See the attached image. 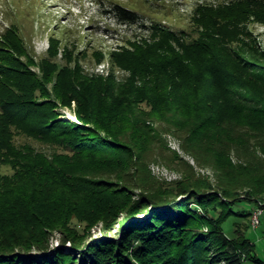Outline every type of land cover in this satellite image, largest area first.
<instances>
[{
  "label": "trees",
  "instance_id": "16d2710c",
  "mask_svg": "<svg viewBox=\"0 0 264 264\" xmlns=\"http://www.w3.org/2000/svg\"><path fill=\"white\" fill-rule=\"evenodd\" d=\"M114 9L123 23H141L137 12L119 4ZM189 10L185 17L196 36L182 24L172 28L170 20L165 22L167 18L157 19L149 26L141 23L152 32L151 39L140 36L130 46L113 53L114 65L130 72L129 78L114 83L113 91L106 83L113 81V77L82 74L78 65H67L68 56L67 66L52 62L57 54L53 44L40 77L31 68L36 62L22 37L10 33L0 39V143L7 151L6 158L15 163L17 173L13 179H18L0 185V264L264 263L260 255H255L252 239L233 238L224 230V224L236 215L234 208L240 201L264 203V106L252 110L258 120L244 125L249 129L246 133L251 132L249 137L257 139L255 150L261 156L255 157L259 162L244 168L238 164L221 167L216 163L232 179H246L235 187L223 186L222 196L215 192L211 181L193 177L177 188L157 184L148 171L142 170L141 148L123 143L117 134L119 130L114 129L131 125L132 129L155 131L144 115L133 111L143 100L152 103L144 87L138 88L139 81L151 83L166 78L174 87L181 79L202 82L206 75L211 83L202 101L209 95L210 99L217 95L224 100L228 93L239 95L237 89L244 87L249 93L246 98L264 103V78L245 79L233 70L223 69L225 64L239 66L234 55L230 56L228 46L244 43L250 20L264 22V0H194L186 12ZM24 54L27 60L21 58ZM51 64L60 67L57 90L70 100L61 103H83L93 99V95L101 100L116 96L112 99L115 104L102 109L107 119L88 111L80 112L84 124L61 119L53 124L59 118L55 111L60 95L49 90ZM231 72L234 77H226ZM234 84L239 87H232ZM160 103L163 101H154V105ZM128 109L136 119L128 115ZM91 123L94 126H89ZM20 125L37 138L63 146L76 161L118 153L120 156L96 165L87 162L80 169L76 167L82 163L76 161L53 162L41 157L29 162L33 149L28 154L21 153L12 147L10 133L2 136L12 126ZM130 171L136 172V178H128ZM105 172L120 180L93 177ZM134 188L141 189L137 198ZM252 212L239 211L237 215L251 217ZM75 218L87 223L84 230L73 224ZM101 223L104 233L94 236L93 226ZM114 231L116 235L109 236ZM56 232L60 233V240L55 246L52 239ZM68 243L72 250H66Z\"/></svg>",
  "mask_w": 264,
  "mask_h": 264
},
{
  "label": "rangeland",
  "instance_id": "374dc122",
  "mask_svg": "<svg viewBox=\"0 0 264 264\" xmlns=\"http://www.w3.org/2000/svg\"><path fill=\"white\" fill-rule=\"evenodd\" d=\"M193 1L0 0V39L7 38L10 33H16L22 37L26 48L36 62L35 65H31V68L40 77L44 74L43 63L50 56L49 48L53 44L57 54L55 58L51 59L52 62H58L60 66H65L68 56L70 63L67 65L70 64L73 68L79 66L82 74L103 76L104 78L113 77V81L106 82L112 86L113 91L116 81L120 83L130 75L129 71L114 65L113 53L116 50L124 49L125 46H130L131 42L140 36L149 37L152 34L150 29L142 27L141 23L145 24L143 26H149L157 19L167 18L165 22L170 20L169 24L172 28L182 24L188 27L193 36L197 35L192 32L189 18L185 17L186 14H190V10L187 12L186 10ZM115 4L137 12L141 16V23H123L115 15ZM246 31L248 34L244 37L243 44L235 42L228 46L229 53L231 51L230 56L234 55V60L239 66L225 64L223 69L225 71L233 70L238 76L245 79H263L264 22L252 19L247 23ZM239 52L246 53L247 56L240 55ZM218 55L222 60L228 61L221 53ZM26 57L27 55L24 54L21 58L27 60ZM49 66V77L52 75L48 84L49 90L56 93V96L60 95L58 104L54 100L57 104L55 113L59 118L54 119L53 124L60 119L84 124L80 112L88 111L98 113L107 119L106 116H103L102 109L115 104L112 99H115L116 96L112 95V98L105 97L101 100L93 95V99L91 97L83 103L76 100H72L69 104L61 103V100L64 102H70V100L67 97L63 98V93L57 90L58 83L60 84L58 80L60 67L53 64ZM226 77L232 78L234 75L231 72ZM181 80V82L175 83L174 87H170L171 83L166 78L151 83L137 82L138 88L144 87L146 91L142 92L148 93L149 97H152L153 104L143 100L136 105L137 107L134 105L131 107H136L133 110L135 114L144 115V119H147L146 122L155 127L153 133L146 129H132L131 125L116 126L114 129L119 130L117 134L123 143L141 148V155L143 154L144 158L142 170L143 172L148 171L157 184L177 188L184 181L193 177L211 181L215 192H219L218 194L222 196L223 186L235 187L238 182H244L246 179L241 177L232 179L231 175L223 174L222 168L217 167V162L221 167L238 164L241 168L250 163L259 162L255 157V155L261 156V153L255 150L257 139L249 137L251 132L247 134L249 129L244 125L258 120L257 114H253L252 110L256 107H263L264 103L246 98L245 96L249 93H247L248 89L244 87L237 89L239 95L228 93L226 98H223L224 100L218 98L217 95L210 99L209 97L212 95H209L207 98L209 100L202 101L204 97H207L205 93L210 88V76H203L202 82L200 80L198 83ZM232 87H239V85L234 84ZM106 88L107 85L104 89ZM212 90L219 95L217 90ZM110 91L111 87L108 88V92ZM173 94H176L177 97L173 98ZM121 100L125 102V99ZM153 100L163 101V103L154 105ZM109 110L110 108L106 109V112ZM154 111L156 113L153 114ZM127 112L129 116L132 115V119L137 118L130 109ZM89 126L94 125L91 123ZM24 128L27 129L24 125L12 126L2 136L5 137L10 133L12 147L20 149L21 153L28 154L29 150L33 149L34 156L29 159V162L37 161L41 157H46L53 162H65V160L74 162L77 160L63 146L37 138L27 133ZM104 133L103 131L102 134ZM151 136H154L152 141L150 140ZM3 148V144L0 143V185L18 180L17 178L13 179L17 173L15 163H10V160L6 158L7 151ZM253 151H256V154ZM118 154H112L105 158L96 157L97 160L79 159L75 163L82 164L76 169H80L87 162L91 163L90 165H96L104 162L105 159L111 161V159L119 158L120 154ZM129 174V179L136 178V172L130 171ZM235 174L237 175V173ZM93 177L106 178L110 181L120 180L109 172L96 173ZM192 181L194 180L192 179ZM140 191L141 189L134 188V198H137ZM255 207V204L246 200L240 201L234 208L236 215L234 214L228 219L224 224V230L228 236L233 238L240 236L252 239L255 243V255L258 254L264 259V214L261 216V224L257 228L251 225L250 217L237 215L239 211L248 213ZM73 224L82 230L87 226V223H82L77 218L73 220ZM91 232L94 236H101L104 233L103 224L93 226ZM111 234L116 235L115 231L109 233V236H112ZM113 239L116 240V236ZM59 240L60 233L56 232L52 243L55 246L59 245ZM66 250H72L69 243L66 245Z\"/></svg>",
  "mask_w": 264,
  "mask_h": 264
},
{
  "label": "built area",
  "instance_id": "2783aa9c",
  "mask_svg": "<svg viewBox=\"0 0 264 264\" xmlns=\"http://www.w3.org/2000/svg\"><path fill=\"white\" fill-rule=\"evenodd\" d=\"M264 214V203H261V211H253L250 217L251 225L254 228L261 224V216Z\"/></svg>",
  "mask_w": 264,
  "mask_h": 264
},
{
  "label": "bare ground",
  "instance_id": "6f19581e",
  "mask_svg": "<svg viewBox=\"0 0 264 264\" xmlns=\"http://www.w3.org/2000/svg\"><path fill=\"white\" fill-rule=\"evenodd\" d=\"M253 211H261V203L256 205Z\"/></svg>",
  "mask_w": 264,
  "mask_h": 264
},
{
  "label": "crops",
  "instance_id": "0c3cea01",
  "mask_svg": "<svg viewBox=\"0 0 264 264\" xmlns=\"http://www.w3.org/2000/svg\"><path fill=\"white\" fill-rule=\"evenodd\" d=\"M263 257H264V255H263Z\"/></svg>",
  "mask_w": 264,
  "mask_h": 264
}]
</instances>
